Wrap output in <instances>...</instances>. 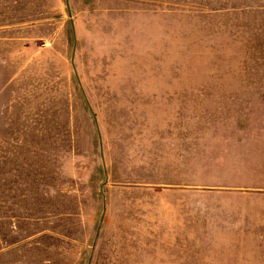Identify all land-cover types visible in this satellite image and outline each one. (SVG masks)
<instances>
[{"label": "rangeland", "instance_id": "rangeland-1", "mask_svg": "<svg viewBox=\"0 0 264 264\" xmlns=\"http://www.w3.org/2000/svg\"><path fill=\"white\" fill-rule=\"evenodd\" d=\"M67 5L0 0V264H264V0Z\"/></svg>", "mask_w": 264, "mask_h": 264}, {"label": "water", "instance_id": "water-1", "mask_svg": "<svg viewBox=\"0 0 264 264\" xmlns=\"http://www.w3.org/2000/svg\"><path fill=\"white\" fill-rule=\"evenodd\" d=\"M65 6H66V9H67V12L69 13L68 5H67V0H65ZM70 24L72 25L71 19H70ZM73 47H74V40H73L72 50H71V55H70V64H71V66L73 68V72H74L75 76H77L76 73H75L74 62H73Z\"/></svg>", "mask_w": 264, "mask_h": 264}]
</instances>
